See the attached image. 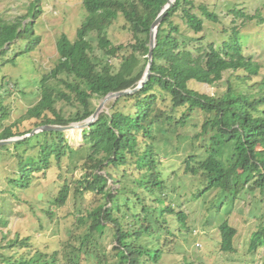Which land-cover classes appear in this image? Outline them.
<instances>
[{"label": "trees", "instance_id": "obj_1", "mask_svg": "<svg viewBox=\"0 0 264 264\" xmlns=\"http://www.w3.org/2000/svg\"><path fill=\"white\" fill-rule=\"evenodd\" d=\"M167 2L168 0H83L85 18L77 30L76 38L71 40L64 33L58 40L59 58L41 79L42 96L28 110L30 117L42 118L39 125L65 126L93 115L96 111L92 104L94 97L105 98L111 92L136 88L149 62L151 26ZM35 9H38L37 1L32 5V10ZM194 9V0L174 1L159 26L152 72L147 82L135 92L110 101L109 111L101 112L98 119L84 129V138L90 144V151L83 163V170L87 173L83 189L97 190L107 198L104 204L90 213L91 224L87 227L88 234L81 242L80 251L92 243L91 238L95 237L97 231L103 232L113 222L118 243L114 248L120 257L119 264H140L141 256L146 254L151 259L159 256V253L152 252V247L147 248L138 241L144 234L155 236L154 229L156 224L160 226V216L175 210L163 205L144 206V218L129 220L130 223L125 226L124 221L129 217V209H132L129 200L125 198L122 203L120 193L123 189L114 194L113 191L106 192L105 185L112 177L122 180L134 175L135 186L144 190L147 197L154 195L158 202H167V197L160 195L163 192L168 194V188H163L164 181L159 169L161 153L157 151L155 143L157 126L160 124L169 125L166 129H160L165 137L169 135L190 139L192 146H195L196 140H201L197 146L202 147L205 155L191 152L185 159L184 175L199 182L195 198L199 199L208 191L217 189V195L220 192L219 211L224 208L227 214L229 207L222 206L226 202H236L244 192L253 190L254 187L264 189V79L254 93H247L245 89L229 84L227 92L219 97L200 93L189 86L192 80L214 84L223 78L227 70L246 71L248 74L240 77L246 80L258 75L261 66L252 56L244 53L243 36L238 27L233 28L232 34L220 47H216L214 43L206 44L203 35L193 37L190 41L180 37L181 29L172 19L179 11L195 33L204 31L205 21ZM201 10L208 19L218 21L216 13L206 5H202ZM32 13L34 16L29 21H26L27 17H16L11 22L0 18V59L6 57L11 44L18 43L16 41L28 39L27 51L32 44L39 43L40 38L34 33L37 14ZM120 16L126 21L123 27L132 34L133 43L113 42L109 38L108 30ZM260 20L264 22L262 17ZM94 33L97 38L96 47L91 38ZM124 51H128V54L121 55ZM119 55L120 63L116 66L112 59ZM52 79L65 83L63 91L48 84ZM5 83L6 81L0 85V124L8 115L3 102L5 93L2 88ZM166 96L173 102L171 115H165L167 112L158 114L156 104ZM60 98L77 100L79 110L66 117L56 110L55 105ZM178 108H182L179 116L176 114ZM197 111L205 114L201 131L194 135L178 132L192 122L193 114ZM48 112L54 117H50ZM153 115L156 120H153ZM64 134L61 130H45L11 143L19 151L40 142L35 139L42 140L38 156L22 159L19 165L20 176L11 179L10 184L13 187H28L33 171L41 169V164H47L54 154L60 158L61 148L68 146V143L65 144ZM15 136L18 135L12 128L6 127L0 132V140ZM5 148L10 149V144L0 146V150ZM224 153L228 154V159L222 157ZM110 168L121 171L122 177L117 178L107 173ZM104 170L107 172L101 174L100 171ZM122 184L125 185L124 181ZM157 190L159 194H156ZM68 192L65 185L57 200L64 203ZM6 203V197L1 194L0 227L9 224L10 212ZM118 213L120 214L116 215ZM176 214L180 220L185 219L181 224L189 221L187 214ZM151 216H156V220L153 221ZM86 223H89L87 218H83L82 224ZM219 232L223 251H232L236 227L225 220L220 225ZM7 240L4 236L0 241V264H59L58 252L49 257L41 251L31 258L16 259L14 255L7 256L5 251L27 245L29 237L20 238L17 233L14 239ZM263 244L264 223L254 233L251 245L255 248L256 245ZM60 260L63 261V257Z\"/></svg>", "mask_w": 264, "mask_h": 264}, {"label": "rangeland", "instance_id": "obj_2", "mask_svg": "<svg viewBox=\"0 0 264 264\" xmlns=\"http://www.w3.org/2000/svg\"><path fill=\"white\" fill-rule=\"evenodd\" d=\"M34 1H37L38 9L32 10ZM194 2V11L204 19L205 29L201 33H195L188 27L179 11L172 19L181 29L180 37L190 41L193 37L203 35L206 44L214 43L216 47H220L232 34L233 28L238 27L243 36L244 53L259 62L261 68L258 75L246 80L240 78L248 74L246 71L227 70L223 78L214 84L192 80L189 86L200 93L215 97L226 93L229 84L238 89L243 88L247 93L257 91L258 84L264 79V22L260 20L261 17L264 19V0ZM202 5L216 13L217 22L203 14ZM32 12L37 14L34 19V33L40 38L39 43L32 44L27 51L28 39L16 41L18 43L11 44V50L6 57L0 59V85L6 81L2 90L5 93L3 102L8 110V115L1 120L0 132L6 127L12 128L18 135L14 138L42 126L38 124L42 118H31L28 110L41 99V79L49 73L59 58L58 40L64 33L74 40L85 18L83 0H0V18L7 22L16 17H27L26 21H29L34 16ZM125 23L124 17L120 16L109 28L108 35L113 42L133 43L132 34L123 27ZM91 38L96 47V33ZM122 54L126 55L128 51ZM121 55L112 59L116 66L120 63ZM48 84L58 91L65 88L63 81L52 79ZM103 99L93 98L92 104L96 109ZM69 100L60 98L55 105L56 110L66 117L79 110L78 101L72 98ZM113 100L104 103L103 111H109V102ZM170 100L166 96L156 104L158 114L167 112L165 115H171L173 102ZM181 110L182 108L176 109L178 116ZM47 114L54 117L50 112ZM152 117L156 120L154 115ZM86 120L68 125L81 124ZM204 120L205 114L197 111L193 114L192 122L178 132L194 135L201 131ZM158 126L155 143L157 151L161 153L159 169L164 181L163 188H168V194L160 192V195L167 197V202H158L154 195L147 197L144 190L135 186L134 175L122 180L112 177L105 185V191H113L114 194L123 189L120 193L122 203L125 198L129 200L132 209H129V217L124 216L127 217L125 226L130 223L129 220L144 218V206L163 205L175 210L160 216V226L156 224L154 229L155 236L144 234L138 241L147 248L152 247L154 254L159 253L157 259H151L148 254L141 256L140 264H264V244L256 245L255 248L251 245L254 233L264 223V189L254 187L253 190L244 192L236 202H226L222 206L229 207L227 214L224 208L219 211L220 192L217 195V189L208 191L199 199L195 198L199 182L184 175L185 159L191 152L205 155L202 147L197 146L201 140H196L195 146H192L190 139L169 135L165 137L161 134L160 129L169 127L167 123ZM64 132L65 144L68 143V146L61 148L60 158L54 154L47 164H41V169L33 171L28 187H13L10 180L20 176L19 165L22 159L38 156L42 140L35 139L40 142H35V146H27L26 150L17 151L11 143L10 149L0 150V191H3L0 197L1 194L6 197L5 205L10 212L9 224L0 227V241L4 236L8 240L14 239L17 233L20 238L29 237L28 246L14 247L5 251V255H14V258L20 259L35 257L39 251L47 253L48 257L58 252L59 257H63V261L59 258V264H119L120 257L114 248L118 243L113 222L110 228L103 232L97 231L95 237L91 238L94 245L91 243L80 251L81 242L88 234L87 227L91 224L90 213L104 204L107 197L97 190L83 189L87 176L83 163L90 151V144L84 138V129L74 127ZM222 157L228 159V154L224 153ZM107 170L100 173L107 172L117 178L121 176V171L116 168ZM65 185L69 190L68 197L64 203H60L57 198ZM156 194H159L158 190ZM176 212L187 214L189 221L181 224L185 219L180 220ZM83 218H87L89 223L82 224ZM151 218L156 220V216ZM225 220H229L237 229L233 249L228 252L223 251L219 240L220 225Z\"/></svg>", "mask_w": 264, "mask_h": 264}, {"label": "water", "instance_id": "obj_3", "mask_svg": "<svg viewBox=\"0 0 264 264\" xmlns=\"http://www.w3.org/2000/svg\"><path fill=\"white\" fill-rule=\"evenodd\" d=\"M174 1L175 0H168L167 4L165 5V7L163 8V10L161 11V13L158 15V17L155 19V21L153 22L152 26H151V32H150V49H149V54H148V58H149V62L147 65V69L142 77V79L139 82V85L134 88V89H125V90H121V91H117V92H111L109 93L104 99L102 104L96 109V111L93 113V115L91 116V118L88 120H86L84 123L81 124H71V125H57V124H46V125H42L36 129H33L32 131L26 133L25 135L19 137V138H9V139H2L0 140V146L5 145V144H10L13 143L17 140L20 139H25L27 137L33 136L36 133L45 131V130H61V131H65L66 129L69 128H74V127H81L83 129L89 127L93 122H95L98 117L99 114L103 111V105L105 102H107V100H111V99H115L117 97H120L122 95H126V94H131L133 92H135L136 90L140 89L143 87V85L147 82V80L149 79L151 72H152V64H153V53H154V49L157 45V35H158V30H159V26L164 18V16L167 14V12L169 11V9L174 5Z\"/></svg>", "mask_w": 264, "mask_h": 264}]
</instances>
